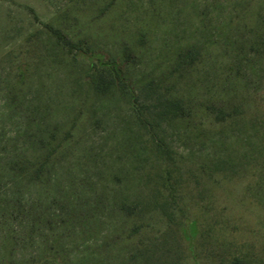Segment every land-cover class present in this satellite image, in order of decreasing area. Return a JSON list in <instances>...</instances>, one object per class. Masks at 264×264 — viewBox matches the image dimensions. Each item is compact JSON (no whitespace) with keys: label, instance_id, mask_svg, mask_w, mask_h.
<instances>
[{"label":"rangeland","instance_id":"rangeland-1","mask_svg":"<svg viewBox=\"0 0 264 264\" xmlns=\"http://www.w3.org/2000/svg\"><path fill=\"white\" fill-rule=\"evenodd\" d=\"M47 23L121 64L129 86L96 94L87 69L98 59L68 54ZM192 46L194 65L179 67ZM262 69L264 0H0V262L191 264L209 253L208 264H264ZM172 97L190 117L162 114ZM205 106L233 116L216 121ZM66 129L47 181L11 168ZM143 213L151 228L137 249L122 227Z\"/></svg>","mask_w":264,"mask_h":264},{"label":"trees","instance_id":"trees-1","mask_svg":"<svg viewBox=\"0 0 264 264\" xmlns=\"http://www.w3.org/2000/svg\"><path fill=\"white\" fill-rule=\"evenodd\" d=\"M45 25L48 28L49 32L56 39L57 44L60 45L62 49H65L68 54H72L73 56H76L77 54L88 55L90 58H94V56L96 57V52L91 51V47L85 39H74L61 28L54 27L49 23ZM197 53L198 50H195L193 46L189 47L183 52H180L178 60L176 62L179 67L189 69L194 65ZM136 56L137 54L135 53V50L130 48L129 45L124 46L122 57L125 62H134ZM96 58L98 59V64L96 65V62L92 60L91 65L87 69L88 81L96 94L105 96L113 89L116 84L129 86L127 77L125 76L121 64L117 63L115 60H103L102 56L99 55H97ZM262 70L263 72L261 73V78L264 79V69ZM205 111H209V114H213L215 120L219 122L233 116V113H231L230 111H226L225 109L219 107L216 108V110H212L210 106H205ZM162 114L164 116H167L169 119H185L186 117L191 116L192 107L187 105L183 98H165L163 100ZM71 133L72 132L70 131V129H66L63 137L59 138V140L51 144L50 149L36 155L35 157L26 155L19 156L16 160L12 161L11 168L15 170L17 175L22 179L35 182L47 181L54 166V160L57 155L62 154L61 149L69 143ZM159 144L161 145L162 150L166 154H168V151L165 148L162 140L159 141ZM261 166L262 172L259 176L260 184H258V186H261L264 189V162ZM169 190L170 192L167 193V195L169 194L170 196H173L174 188H169ZM259 204L264 207L263 201L260 200ZM168 206L169 203H167V199H164L159 203L157 208H159V211L163 216L162 218L166 219L167 224L172 225L175 222V219L172 217L173 215L169 211ZM128 214L131 215L133 214V212ZM179 223L181 224V220ZM149 228H151V223L149 222V218H147L143 213L142 215L138 216H128L126 224L122 227V231L126 232V238L128 239L129 243H132L133 247L142 249L147 245L145 244V236ZM183 229L188 235L190 244L194 246V242L192 241V239L193 232L195 231V222L191 221L187 225H183ZM53 254L54 256H58L57 252H54ZM209 255L210 254L207 253L204 254V256H200L196 253L192 256L191 264H208L207 260H209L211 256ZM232 259L231 261H233V264H237L241 261V258L238 254H235ZM182 260H175L173 264H186ZM7 261L8 260L2 261L0 262V264H28V262L26 261ZM217 263V260L213 262L211 261V264ZM64 264H68V262L66 261L64 262Z\"/></svg>","mask_w":264,"mask_h":264}]
</instances>
